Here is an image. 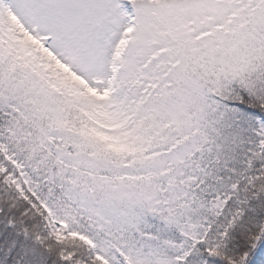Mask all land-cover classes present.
<instances>
[{
	"label": "snow or ice",
	"instance_id": "obj_1",
	"mask_svg": "<svg viewBox=\"0 0 264 264\" xmlns=\"http://www.w3.org/2000/svg\"><path fill=\"white\" fill-rule=\"evenodd\" d=\"M0 264H264V0H0Z\"/></svg>",
	"mask_w": 264,
	"mask_h": 264
}]
</instances>
